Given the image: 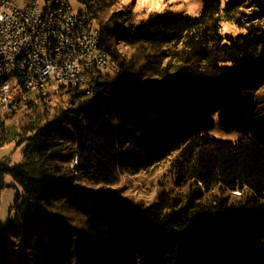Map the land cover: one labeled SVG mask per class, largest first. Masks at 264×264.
<instances>
[{"label": "trees", "instance_id": "obj_1", "mask_svg": "<svg viewBox=\"0 0 264 264\" xmlns=\"http://www.w3.org/2000/svg\"><path fill=\"white\" fill-rule=\"evenodd\" d=\"M77 1L109 63L0 113V148L26 145L0 164L21 189L0 264H264V0L139 21ZM220 113L239 140L211 136ZM162 168L150 203L118 188Z\"/></svg>", "mask_w": 264, "mask_h": 264}, {"label": "built area", "instance_id": "obj_2", "mask_svg": "<svg viewBox=\"0 0 264 264\" xmlns=\"http://www.w3.org/2000/svg\"><path fill=\"white\" fill-rule=\"evenodd\" d=\"M100 45L94 15L67 0H0V113L24 110L29 93L85 87L108 66Z\"/></svg>", "mask_w": 264, "mask_h": 264}, {"label": "rangeland", "instance_id": "obj_3", "mask_svg": "<svg viewBox=\"0 0 264 264\" xmlns=\"http://www.w3.org/2000/svg\"><path fill=\"white\" fill-rule=\"evenodd\" d=\"M76 12L86 10L77 0H67ZM204 0H117L114 11L130 10L137 21L146 19L155 13L171 12L173 14H189L197 16L201 13ZM224 32L231 34L239 33L231 25H225ZM22 94L18 88L14 89V95ZM221 113L214 116L215 127L210 132L211 136L225 141H237L242 137L239 131H225L221 127ZM26 145L17 146L15 143L0 148V164L15 167L24 164ZM165 168L156 173L145 174L138 177H127L123 179L118 187L123 190L125 197L135 201L150 203L157 195V180ZM0 182V229L3 228L12 216V208L17 201L18 192L21 191L13 177L4 174ZM18 245V249L20 248ZM21 254V252H20ZM22 255V254H21Z\"/></svg>", "mask_w": 264, "mask_h": 264}]
</instances>
